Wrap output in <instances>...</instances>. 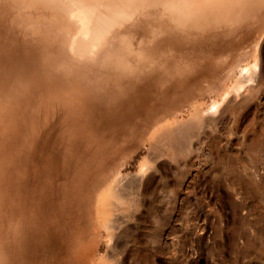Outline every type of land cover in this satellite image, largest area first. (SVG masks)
<instances>
[{
	"label": "bare ground",
	"instance_id": "1",
	"mask_svg": "<svg viewBox=\"0 0 264 264\" xmlns=\"http://www.w3.org/2000/svg\"><path fill=\"white\" fill-rule=\"evenodd\" d=\"M263 79L264 0H0V142L46 128L77 158L127 139L149 144L145 158L176 156L208 140L203 127L264 98ZM102 169L79 179L76 203L91 206L80 226L110 232L122 175ZM17 194L6 213L0 196V264H56L64 233L51 234L43 211L34 222L31 195ZM80 238L64 241L72 251Z\"/></svg>",
	"mask_w": 264,
	"mask_h": 264
},
{
	"label": "rangeland",
	"instance_id": "2",
	"mask_svg": "<svg viewBox=\"0 0 264 264\" xmlns=\"http://www.w3.org/2000/svg\"><path fill=\"white\" fill-rule=\"evenodd\" d=\"M249 102L247 110L203 127L208 140L176 156L165 149L145 158L149 144L127 139L105 156L77 158L54 130L40 129L28 142L3 134L4 212L25 191L34 222L43 211L51 234L55 227L64 233L59 241L81 235L72 251L69 241L58 244L56 264H264V141L252 144L264 138V98ZM101 168L109 180L122 175L123 201L112 212L110 232L98 221L80 226L90 220L91 206L87 198L76 203L79 179L90 181ZM16 181L24 187L16 190Z\"/></svg>",
	"mask_w": 264,
	"mask_h": 264
}]
</instances>
